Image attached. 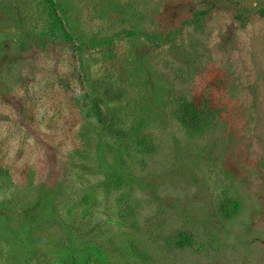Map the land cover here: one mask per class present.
I'll return each mask as SVG.
<instances>
[{"label":"rangeland","instance_id":"rangeland-1","mask_svg":"<svg viewBox=\"0 0 264 264\" xmlns=\"http://www.w3.org/2000/svg\"><path fill=\"white\" fill-rule=\"evenodd\" d=\"M0 264H264V0H0Z\"/></svg>","mask_w":264,"mask_h":264},{"label":"trees","instance_id":"trees-1","mask_svg":"<svg viewBox=\"0 0 264 264\" xmlns=\"http://www.w3.org/2000/svg\"><path fill=\"white\" fill-rule=\"evenodd\" d=\"M213 108L214 106L211 104L200 106L196 101L193 100L192 102H187L184 105L183 103L179 105L177 109V115L180 114L181 117L185 119L187 118L186 120H191L198 127L201 125L200 123H202V121L206 120L205 118L202 119L200 114L203 112L204 114L206 113L208 121H210L209 119H212L213 116Z\"/></svg>","mask_w":264,"mask_h":264}]
</instances>
